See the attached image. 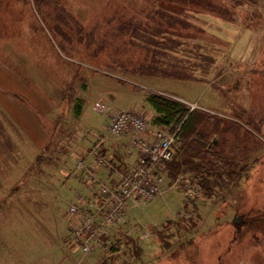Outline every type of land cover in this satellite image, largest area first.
I'll return each instance as SVG.
<instances>
[{"label": "rangeland", "instance_id": "374dc122", "mask_svg": "<svg viewBox=\"0 0 264 264\" xmlns=\"http://www.w3.org/2000/svg\"><path fill=\"white\" fill-rule=\"evenodd\" d=\"M212 1L207 8L175 13L179 20L171 25L161 16L158 0H0V43L6 52L0 54L29 85L15 79L18 91L13 93L20 104L9 90H0V100L9 101L7 109L0 105V165L7 179L0 198H6L7 210L20 213L14 219L20 229L10 230L4 254L19 249L16 257H31L28 264H36L41 254L53 262L65 251L71 254L65 264L84 258L81 251L63 247L68 235L59 232L65 224L71 234L69 206L89 192L85 176L77 171L74 149L79 155L91 147L114 109L140 107L153 121L157 113L146 97L158 92L197 101L206 105L201 110L218 115L197 113L201 122L196 120L194 130L209 133L213 164L223 182L232 174L241 177L231 171L241 166L253 169L251 178L244 190L241 181L232 180L230 195L217 191L212 201L199 200L189 218H178L187 209L179 189L136 207L128 225L132 234L152 230L154 236L141 239L142 246L126 241L124 250L103 255L95 264H131L135 258L141 259L138 264H238L243 256L264 264V158L255 162L264 157V0ZM23 59L29 61L24 64ZM184 75L189 78L175 77ZM80 96L85 104L77 114L72 105ZM96 100L108 110H96ZM26 105L47 130L53 128L47 138L34 132L32 139L12 122L8 110L22 116L25 109L30 112ZM188 142L180 140L176 153ZM176 177L191 183L194 175ZM251 184L258 191L253 203ZM227 190L221 186L220 193ZM222 201L234 210L223 207L220 214ZM249 201L255 208L250 211ZM239 212L244 223L225 228ZM135 225L143 228L137 231Z\"/></svg>", "mask_w": 264, "mask_h": 264}, {"label": "built area", "instance_id": "2783aa9c", "mask_svg": "<svg viewBox=\"0 0 264 264\" xmlns=\"http://www.w3.org/2000/svg\"><path fill=\"white\" fill-rule=\"evenodd\" d=\"M95 107L100 111L107 109L101 101H96ZM178 130L179 127L175 131L163 126L153 127L151 118L140 107L113 112L109 121L111 135L115 138L130 135L132 144L139 149V164L121 165L116 186L107 184L96 173L98 168L109 162L107 150L101 144L94 146L86 156L78 158L76 166L85 172V182L98 187L97 191L80 194L77 202L68 209L73 243L84 254L111 253L113 230L128 220L127 201L133 199L137 205H145L162 192V169L174 157ZM188 184L190 203L200 195V190L190 182ZM179 215L190 217L192 214L180 211ZM148 234L143 233V236Z\"/></svg>", "mask_w": 264, "mask_h": 264}, {"label": "crops", "instance_id": "0c3cea01", "mask_svg": "<svg viewBox=\"0 0 264 264\" xmlns=\"http://www.w3.org/2000/svg\"><path fill=\"white\" fill-rule=\"evenodd\" d=\"M3 45L4 44L0 43V50L3 49ZM3 51H4V49H3ZM234 54L238 55L239 52H234ZM23 60H24V64H26V62L29 61V59H23ZM4 62L5 61L3 60V58H0V90L1 91H5L6 89L9 90L10 93H8V95H10V97L14 100V102H16V104H20L21 102L13 93L14 91H18V89L14 90V85L17 84L15 79L16 78L20 79V78L16 75L17 73L15 71H13L12 68L7 66ZM30 63L33 64L34 60H31ZM39 73L42 74V72H39ZM21 81H22V83H25L26 85H28L26 83V81H24L23 79ZM70 93H71V91H70ZM132 95H134V97L136 98L135 94H132ZM80 97H81V100H77V99H75V101L72 100V102L74 101L72 106H77L78 104H83V106H84V104H85L84 99H82L83 98L82 96H80ZM181 98H183V97H181ZM5 100H6V98L4 99V101H3V99H1L0 105L5 106V108L7 109L9 101H8V98L6 101ZM3 103H5V104H3ZM22 105H24V104L22 103ZM201 106L204 107L206 105H201ZM25 107L29 108L30 112L25 109V112H24V114H22V116L15 113L13 109L8 110V112H10L9 115L13 117L12 122L14 124L15 123L18 124V127L20 128V130L22 131V129H23L29 135V137L32 139H35L37 137V134L36 135L32 134L34 132L39 133L40 137L42 135L43 136L46 135V138H47V136H49L50 131L53 128H51V130H47L46 125H44L42 120L38 119L36 114H33L34 111L31 110V108L28 105H26ZM114 110H116V109H114ZM53 112H54V110L52 112H50L49 114H52ZM71 113L74 115L73 110L71 111ZM82 113H83V109H81V114ZM49 114H47V115L49 117H51ZM109 115H110V113H109ZM45 117H47V116H45ZM20 121H22V123ZM108 126H109V121L107 124L104 125L105 131L103 133L96 134V142L92 146L97 144L99 142V140H101V141L103 140L102 143H103V146L105 147V149L107 150L106 153H107V157L109 159V162L107 165L98 168L96 173L98 175H99V173H101V175L103 177H106V179L104 181L107 184H110L112 186H116L117 181L119 179V168L121 165L137 166L139 164L138 163L139 149L133 146L130 135H124V136L117 138V139L113 138L110 135V133L108 132L109 131ZM20 130H17L16 132L18 133V131H20ZM6 131L8 132V130H6ZM91 147H88V149L85 152L82 151L84 153L79 154V155H87V153L89 152ZM77 148L78 147H76L74 149L75 150L74 153L76 156H79L78 153H80L81 151L76 153ZM39 150H42V148H38V151ZM88 163H90V160L88 161ZM2 171H3V167L0 165V176H1L0 177V189H2L3 186H7V181H6L7 179H6V177H4V180H3ZM165 171H166L167 177L165 178L164 189H163L162 194L167 193L168 190H170V189H179V190L184 191V194L186 197V194H187L186 193L187 192L186 187H187L188 183H185V185H184L182 183V181H180L179 179L173 181L172 176L169 172V168L167 169V166H166ZM74 175L77 176L76 174H74ZM68 176H73V173L68 174ZM79 179L81 180L80 177H79ZM83 182H84V179H83ZM84 183L86 184V186H88L89 191H91V186H89L86 182H84ZM0 193H2L1 190H0ZM54 193H55V191L52 193V195ZM162 194L159 195L158 197L162 196ZM3 195L8 196L7 189H5ZM243 196H244L243 200L246 201L245 203L247 205L248 199H247L245 192L243 193ZM157 198H155V199H157ZM3 199L4 198H0V264H28V263H31L30 261H28L31 257H27L26 260H23V259L19 260V257H16V256H18V253L21 252V251H19V249L17 250V253L16 252L14 253V255H12L11 253L10 254H4L6 252V250L8 249V248L7 249H5V248L8 246L6 241L9 239L10 230H13V231L18 233V231L20 229L19 224L14 221V219L19 218L20 213L18 211L7 210V207H5V204H4L6 201V198L4 199V201H3ZM205 199H206V197L204 196V194H202V196L195 201V204L197 206L196 208H198L199 200H205ZM128 205H129V212H131L133 209L136 208L135 207L136 204L132 200L128 201ZM249 205H250V207H248V208L250 211L251 210L250 201H249ZM252 209H255V208H252ZM246 213H248L250 215L251 212H246ZM8 219H10V221H13V222L9 224ZM130 220H131V215H130ZM135 226H138V225H135ZM135 226H134V229H135ZM66 228H67L66 225L63 224V227L61 228V230H59V232L61 234L65 233L66 235H68L65 238V241L67 243L64 244L63 247L69 249L71 252L79 251L78 249H76L74 246H72L70 244L69 241L71 238V234L67 233ZM114 233L120 234L122 236L125 235L126 240H130L131 242H133V244H134V242L136 244L139 243L140 246H142L140 241H144V240L138 239V237H135L132 234L129 226H125L121 230H114ZM152 235L154 236L153 233H152ZM57 248H58V250L62 249L61 246H58ZM40 251H42V250H40ZM24 252L26 254H28L27 251H24ZM65 252H66L65 255L61 254L53 262L51 260H47V259L43 258L42 254L40 253L41 255H40V257L38 256L35 259V263L36 264H65V261L67 258L71 259V254L70 253L67 254V251H65ZM32 255L34 256L33 252H32ZM37 255H39V254H37ZM99 258L100 257L95 256V255H84V258H81V260L75 262V264H95V263L99 262V260H98ZM140 260L141 259L135 258L134 260L131 261V264H134V262H135V264H138L140 262ZM237 262H238V264H262V263H258L256 261H254V260L250 259V257H246V256H243V258L238 259ZM142 264H144V263H142Z\"/></svg>", "mask_w": 264, "mask_h": 264}, {"label": "trees", "instance_id": "16d2710c", "mask_svg": "<svg viewBox=\"0 0 264 264\" xmlns=\"http://www.w3.org/2000/svg\"><path fill=\"white\" fill-rule=\"evenodd\" d=\"M238 1L240 2L242 0H238ZM246 1H256V0H246ZM213 3L214 2L212 0H158V6L161 10L160 12L161 16L164 19L165 18L168 19L167 22L170 23L171 25H174L179 20L177 17H174L175 13L178 12L182 13L181 11H184L185 8H196V9L207 8L210 5H214ZM171 20L174 21L171 22ZM2 54H0V58H3ZM175 77H178L177 79H180L181 77V79L183 80L189 78L187 75L175 76ZM175 95L176 94L169 96L158 92H150V94H148L146 97L147 101L152 105V107L155 109L157 113V115L154 117L153 123L157 126L166 127L170 131H175L179 127L178 130L179 132L178 135L180 136L179 141L180 140H183V142L185 140L190 141L188 142L187 145L185 146L183 145L181 150L178 149L172 161H169L167 163V169L169 168V172L172 176V179L176 180L174 176L178 177L180 175H183L184 173L187 174L192 173L194 177L189 179L199 186L201 192L204 194L206 199L210 201H212V199L215 198V193H217V191L222 196L230 195L232 190L231 189L229 190V182H231L232 180L236 182L241 181L240 185L242 188L245 184L247 186L248 181L251 178L250 174H252L253 172L252 168L256 163H258L264 157L260 156L258 160L255 161L256 163L251 168L252 171L248 170V167L245 166L244 167L241 166L237 170L235 168H232L231 169L232 173L234 171H237L238 174H241V177H234V175L232 174L228 182H223V178L221 177L223 173H221L218 169H216V165L213 164L214 154L210 153L211 151L209 149L212 146V143H210L209 141L210 139L209 133L200 132L199 134V131L194 130V128L197 125V122H201L200 118L199 120H197V118L200 117L198 116L197 113H206L212 116H218V115L210 114V112L206 110H201L202 108L200 109L196 107L192 108L191 105L185 103L184 101H181L178 98H175ZM76 113L81 114V104H78L76 106ZM189 153L191 154L190 156L187 157ZM181 159L183 160L181 161ZM191 159L194 161L193 163H189V160ZM213 174H216L215 178H213ZM203 175H208V176L202 178ZM221 186L228 188L227 192L220 193ZM251 187L252 184L250 185V189ZM249 194L250 197L252 198V203H253L254 196L258 195V191L255 188L253 189L252 187V190L249 192ZM252 203H251V209L254 208V205ZM228 206L231 207L232 210H234L231 203H228L227 201H222V203L220 204L219 213L222 214L221 212L223 211L222 210L223 207L228 208ZM236 212L237 211H235L234 213L233 211L234 214H236ZM239 215L243 217V213L239 212ZM244 215H248V213H245ZM230 225L232 226L235 225V228L239 227V224H236L235 222H231L230 224L226 223L224 226L226 228L229 227ZM188 227L190 226L188 225ZM191 227L192 229L195 228L193 226ZM219 237L220 236H217L216 239H211L210 237H208L203 242L207 244L211 240L219 239ZM200 258L202 260L204 259V256H201Z\"/></svg>", "mask_w": 264, "mask_h": 264}, {"label": "water", "instance_id": "95a60500", "mask_svg": "<svg viewBox=\"0 0 264 264\" xmlns=\"http://www.w3.org/2000/svg\"><path fill=\"white\" fill-rule=\"evenodd\" d=\"M234 222H235V223H243V222H242V219H241V217H240L239 215H237V216L234 218Z\"/></svg>", "mask_w": 264, "mask_h": 264}]
</instances>
